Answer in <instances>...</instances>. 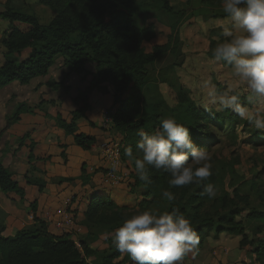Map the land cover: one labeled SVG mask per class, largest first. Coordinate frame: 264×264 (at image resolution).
I'll return each instance as SVG.
<instances>
[{
	"label": "trees",
	"instance_id": "1",
	"mask_svg": "<svg viewBox=\"0 0 264 264\" xmlns=\"http://www.w3.org/2000/svg\"><path fill=\"white\" fill-rule=\"evenodd\" d=\"M15 2L16 0H6L4 11L0 14L11 27L2 40L6 54L0 67V90L15 82L26 86L35 79L47 77L59 58L64 60L69 69L68 73L64 74L65 78L72 74L81 75L83 81L89 76L92 77L86 91L80 92L75 99L79 108L72 113L71 121L64 120L60 114L55 119L56 126L65 133L66 138L71 139L69 145L91 150L95 144L94 137L79 132L77 122L84 118L89 109L88 94L104 84H110L114 89V104L118 108L114 111L112 130L123 137V157L124 149L128 146L136 152V144L140 139L139 131H155L161 118L168 116L175 117L178 123L190 128L197 147L209 148L222 134V130L217 131L215 126L225 124L227 118L219 113L213 114L201 109L176 77L170 79L175 69L184 64L182 61L160 71L158 78L153 75L152 70L168 55L184 57L180 33L182 21L204 14H209L205 18L207 20L219 19L225 18V14L221 16L204 7L198 9L196 14L176 12L170 0H154L162 12L177 18L170 26L171 33L167 35L151 23L139 26L132 13L126 12L119 0H40L41 5L48 7L55 14L48 25H42L34 13L17 9L13 6ZM202 3L221 6L222 0H202ZM140 8L142 5L138 6V10ZM17 25L28 27V30H22ZM215 44V40L210 42L209 57ZM27 51L28 54L24 56ZM88 64L95 65L94 72L87 70ZM159 83L169 85L176 91L175 106L168 104L159 89ZM57 85L53 83V86ZM44 105L45 101L36 107L25 103L20 105L16 112L7 118L4 127L0 129V136L17 124L22 114L43 111L41 108ZM45 116L49 117L46 112ZM228 121L232 122L231 117ZM28 142L31 150L29 173L37 175L36 178H29L28 182L43 192L47 185L44 180L46 170L40 169L37 164L46 166L52 162V158L36 153L31 133L18 139L12 155ZM63 157L66 155L63 154ZM216 160L218 158L212 160L214 174L204 182L213 183L217 187L218 195L215 199L201 195L202 185L170 188L167 183L168 175L154 169L150 170L153 183L147 187L135 174L136 184L144 188L145 195L132 209L119 206L110 194H94L90 197V204L85 213L91 239L98 240L107 235L106 242L113 245L112 233L122 224L125 215L148 208L170 211L172 207H179L185 217L192 221L201 239L198 249L190 253L185 260L199 258L207 233L214 229L216 237L228 233L241 237L242 247L253 245L252 241H248L246 227L237 221L244 212L237 209L238 205L248 204L250 198L241 195L237 190L229 193L225 189V177L222 169L215 164ZM230 175L236 176L234 167L230 169ZM63 181L64 179H61V182ZM0 188L6 196L16 194L27 208L33 212L37 210V201L26 196L1 160ZM164 189L174 193L176 199L172 204L161 198ZM249 219L251 222L260 221L264 224L262 213L250 212ZM5 220L6 214L0 209V264H133L127 255L122 257L115 247L110 255H106L90 249L87 240L80 241L77 245L68 238H57L51 235L44 225L39 229L22 231L12 238L4 237ZM263 233L262 226H256L253 230L255 236ZM257 244L253 253L262 263L264 239Z\"/></svg>",
	"mask_w": 264,
	"mask_h": 264
},
{
	"label": "crops",
	"instance_id": "2",
	"mask_svg": "<svg viewBox=\"0 0 264 264\" xmlns=\"http://www.w3.org/2000/svg\"><path fill=\"white\" fill-rule=\"evenodd\" d=\"M25 1L30 4V0ZM3 8L0 5V14L4 11ZM35 15L39 17L36 10ZM9 26V22L0 16V67L5 61L6 54L2 40ZM17 26L22 30H28V27ZM26 54L28 51L24 56ZM86 68L94 72L95 65L88 64ZM64 70L62 65L57 66L56 62L47 77L35 79L26 86L15 82L0 90V95L4 94L0 97L3 103L0 105V129L4 127L7 118L24 103L36 107L45 101L41 109L49 116L46 117L45 112L39 110L34 114L24 113L17 124L0 136V160L11 171L13 180L24 190L26 196L37 201V210L33 212L18 195L12 194L8 197L0 188V209L6 214L3 236L12 238L22 231L39 229L44 225L48 232L57 238H68L77 245L80 241L87 240L90 249L110 255L114 246L106 242L107 235L101 236L98 240L91 239L89 225L85 220L90 197L96 193H107L119 206L132 209L137 201L143 198L145 190L136 184L134 164L128 163L125 157L121 172L129 175V186L122 184L113 187L105 181L108 165L102 159L101 145L112 136L103 128V121L107 111L117 109L113 99L114 89L109 84H104L88 94L89 109L85 112L84 118L77 122L80 133L95 138L91 150L69 145L71 139L66 138L65 133L56 126L55 119L58 114L64 120L71 121L72 113L79 108L75 99L80 92L86 91L92 80L89 76L86 80L87 87L83 88L80 82L81 75L72 74L65 78ZM53 83L58 85L53 86ZM27 133H31L36 153L52 158V162L46 166L37 164L40 169L46 170L44 180L47 185L43 192L28 182L29 178L37 177L29 173L31 169L29 142L12 155L18 139ZM67 144L69 146L65 149L64 146ZM63 154L66 155L65 158ZM61 179L64 181L61 182ZM65 214L73 217L70 223ZM215 231L216 229L207 233L199 258L184 260L183 264H246L248 262L259 264L256 262L255 254H250L251 245L241 246V237L231 236L228 233L216 237Z\"/></svg>",
	"mask_w": 264,
	"mask_h": 264
},
{
	"label": "clouds",
	"instance_id": "3",
	"mask_svg": "<svg viewBox=\"0 0 264 264\" xmlns=\"http://www.w3.org/2000/svg\"><path fill=\"white\" fill-rule=\"evenodd\" d=\"M225 19L213 39L209 63L228 68L232 80L223 88L210 80L202 84L201 106L210 113L231 111L248 127L264 133V0H222ZM136 152L128 146L124 157L147 187L153 183L150 170L168 175L170 188L202 185V196L215 199L218 189L204 182L214 174L213 158L206 147H197L190 128L176 118H161L159 127L148 133L138 132ZM117 158L111 171L118 173ZM161 198L172 204L176 197L164 189ZM112 244L121 256L133 264H183L198 249L201 239L190 219L179 207L170 211L157 208L137 210L125 215L112 233Z\"/></svg>",
	"mask_w": 264,
	"mask_h": 264
},
{
	"label": "rangeland",
	"instance_id": "4",
	"mask_svg": "<svg viewBox=\"0 0 264 264\" xmlns=\"http://www.w3.org/2000/svg\"><path fill=\"white\" fill-rule=\"evenodd\" d=\"M5 1L0 0V5L4 8ZM119 2L126 12L132 13L139 26L151 23L160 32L169 35L171 33V24L177 21V18L157 8L154 0H119ZM170 2L176 12L186 11L188 14H196L198 9L204 7L213 10L221 16L224 14L221 6L216 4L203 5L202 0H170ZM29 3L27 4L25 0H16L13 6L28 13L35 14L36 10L42 25H48L55 17V14L48 7L40 4V0H30ZM23 4L27 5V7ZM139 5H142V8L138 10ZM208 16L209 14H204L200 17L196 16L193 19L187 18L182 21L180 33L184 57L182 58L181 55H168L159 61L152 70L153 75L158 78L160 71L182 61L181 63L184 64L175 69V72L170 75V79L176 77L179 83L187 90L190 98L203 110H205L201 106L204 95L201 87L203 82L210 80L217 88H223L226 82L232 80L228 68L209 63L210 42L214 40V36L219 34L220 24L225 18L205 19ZM10 30L11 27L9 26L5 34L10 32ZM59 65H62L65 69L64 74L69 71L62 58L57 61V66ZM80 78L81 87H87L86 80L83 81L82 77ZM110 86L112 87V85ZM159 89L168 104L175 106L177 103L176 91L169 85L162 83H159ZM8 93L10 94V92ZM3 95H0V97ZM2 104V101H0V105ZM228 112L230 114L225 111L216 112L223 115L227 120L225 124H217L215 126L217 131L219 129L222 130V134L207 149L211 153L212 158H218L215 164L222 169V174L225 177V189L229 193L237 190L241 195L249 196L250 198L248 204L238 205L237 209H242L244 212L237 218V221L246 227L248 241L254 243L251 245L250 254H254L258 241L264 239V233L259 236L253 235L255 227L262 226L264 229V224L260 221L251 222L249 219L250 212L255 211L264 214V133L249 128L247 121L240 120L231 111ZM229 117H231L232 122L228 121ZM232 125L235 127L233 128ZM232 167H234L236 176L230 175ZM255 258L257 263L264 264V255L261 256L262 263L257 260L256 255ZM246 264L251 263L248 262Z\"/></svg>",
	"mask_w": 264,
	"mask_h": 264
},
{
	"label": "built area",
	"instance_id": "5",
	"mask_svg": "<svg viewBox=\"0 0 264 264\" xmlns=\"http://www.w3.org/2000/svg\"><path fill=\"white\" fill-rule=\"evenodd\" d=\"M113 116L114 111H108L104 115V121H103V128L107 130L111 134V138L104 142L101 145V156L102 159L107 163L108 168L105 172V181L109 183L110 186H119L122 184H128L130 182V177L128 174H124L121 172L123 169V156L122 151L124 148V141L123 137L113 132ZM119 158L121 160V169L118 173H113L111 171V165L114 160ZM65 217L67 218L68 222L73 219V217L69 214H65Z\"/></svg>",
	"mask_w": 264,
	"mask_h": 264
}]
</instances>
